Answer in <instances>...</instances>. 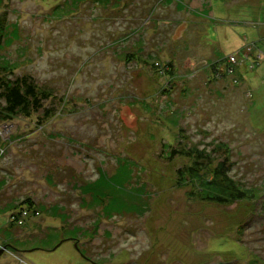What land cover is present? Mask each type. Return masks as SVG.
<instances>
[{"label": "rangeland", "instance_id": "374dc122", "mask_svg": "<svg viewBox=\"0 0 264 264\" xmlns=\"http://www.w3.org/2000/svg\"><path fill=\"white\" fill-rule=\"evenodd\" d=\"M2 12L0 71L53 97L0 124V264L264 260V0H0ZM179 140L227 143L248 198L216 203L213 187L178 181L191 165L168 160ZM27 199L39 214L13 224Z\"/></svg>", "mask_w": 264, "mask_h": 264}, {"label": "trees", "instance_id": "16d2710c", "mask_svg": "<svg viewBox=\"0 0 264 264\" xmlns=\"http://www.w3.org/2000/svg\"><path fill=\"white\" fill-rule=\"evenodd\" d=\"M6 15V12L0 14V44L4 39L2 36L7 30ZM234 71L233 67L222 69L219 73L221 80L227 78V74L230 75ZM216 74L218 75L217 68ZM211 80L213 79L211 78ZM234 82L236 83L237 80H234ZM228 91L227 88H221L223 95ZM52 97L53 94L50 91H45V89L38 86L30 76L16 74L13 68L10 70L3 68L0 71V124L9 122L17 116L28 118L32 114H38L43 110L44 101L52 99ZM180 131H183V129L179 128ZM180 136L182 137V134L179 133ZM182 142L183 140H179L174 146L169 147L167 145L169 148L168 160L171 161L176 156H182L191 162V165L177 170L178 181L191 180L194 184L199 185L197 190L200 192L213 187L219 193L214 196L206 195L204 198L216 203H228L248 198V195L243 191V185L230 175L233 162L231 161V149L227 143L217 141L214 146L210 143L212 145L211 149L205 147L199 149L196 146L193 148H178V145ZM163 146H166V144H163ZM220 190L224 193L226 191L227 194L225 195ZM24 202L25 205H28V209L36 210L35 207H31L33 203L29 199ZM21 208L24 207L21 205ZM15 214L13 212L11 215ZM257 258L258 256L255 259L256 264H264V260L259 258L258 261Z\"/></svg>", "mask_w": 264, "mask_h": 264}, {"label": "built area", "instance_id": "2783aa9c", "mask_svg": "<svg viewBox=\"0 0 264 264\" xmlns=\"http://www.w3.org/2000/svg\"><path fill=\"white\" fill-rule=\"evenodd\" d=\"M32 210V209H28V208H22L18 211V213H16L15 215H11V220L13 221V223H16L18 225L22 224L23 221L26 219V215L28 214V212ZM32 212H34L35 215H38L39 212L38 210H33ZM18 217V218H17ZM16 220V221H14Z\"/></svg>", "mask_w": 264, "mask_h": 264}, {"label": "water", "instance_id": "95a60500", "mask_svg": "<svg viewBox=\"0 0 264 264\" xmlns=\"http://www.w3.org/2000/svg\"><path fill=\"white\" fill-rule=\"evenodd\" d=\"M121 110H122V109H121ZM125 110H126V111H125ZM123 114H126V118H128V122H126L127 125H128V126H132V125L134 124V122L136 121L135 116L133 115L131 118L128 116V109H127V107H123ZM62 242H63V240H61V242H60L57 246H59ZM75 248H76L77 250H79L78 247H77V244H76V243H75ZM6 251H7V246H2V247H0V257H1Z\"/></svg>", "mask_w": 264, "mask_h": 264}, {"label": "crops", "instance_id": "0c3cea01", "mask_svg": "<svg viewBox=\"0 0 264 264\" xmlns=\"http://www.w3.org/2000/svg\"><path fill=\"white\" fill-rule=\"evenodd\" d=\"M178 35H179V34H178ZM233 68H234V67H233ZM10 223H12V222H10ZM14 224H15V223H14ZM15 225H17V224H15ZM18 226H20V225H18ZM92 238H93V237H91L90 239H92ZM48 239H49V237H48ZM48 239H47V241H48ZM70 239H71V241H74L76 238L73 237V238H70ZM66 240H68V238H66ZM66 240L63 239V242L66 241ZM84 244H87L88 247L90 246V244H88V243H84ZM41 250H45V249H41ZM51 250H52V249H50L49 252H51ZM63 261H64V260H62V263H61V264H63Z\"/></svg>", "mask_w": 264, "mask_h": 264}, {"label": "flooded vegetation", "instance_id": "af4514ba", "mask_svg": "<svg viewBox=\"0 0 264 264\" xmlns=\"http://www.w3.org/2000/svg\"><path fill=\"white\" fill-rule=\"evenodd\" d=\"M76 244H77V247H78V243L76 242ZM78 249H80L79 247H78Z\"/></svg>", "mask_w": 264, "mask_h": 264}]
</instances>
